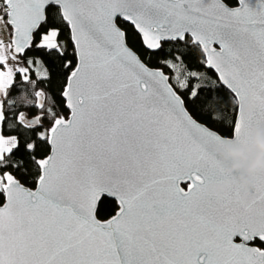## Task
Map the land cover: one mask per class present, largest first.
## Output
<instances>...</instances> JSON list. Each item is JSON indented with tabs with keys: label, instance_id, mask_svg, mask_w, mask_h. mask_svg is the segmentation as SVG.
I'll return each mask as SVG.
<instances>
[{
	"label": "snow or ice",
	"instance_id": "1",
	"mask_svg": "<svg viewBox=\"0 0 264 264\" xmlns=\"http://www.w3.org/2000/svg\"><path fill=\"white\" fill-rule=\"evenodd\" d=\"M254 128L264 0H0V264H264Z\"/></svg>",
	"mask_w": 264,
	"mask_h": 264
},
{
	"label": "clouds",
	"instance_id": "2",
	"mask_svg": "<svg viewBox=\"0 0 264 264\" xmlns=\"http://www.w3.org/2000/svg\"><path fill=\"white\" fill-rule=\"evenodd\" d=\"M228 157L242 161L241 163L233 164L229 171H238L243 169L248 177L258 172H264V133L258 132L254 138L253 148L250 151H245L241 148H229ZM248 177H240L239 183L241 184L244 195L241 197L242 203L248 200L247 193L251 190L253 181ZM230 183L221 185L212 184L208 186V192L215 194L217 197L222 196L231 189Z\"/></svg>",
	"mask_w": 264,
	"mask_h": 264
},
{
	"label": "water",
	"instance_id": "3",
	"mask_svg": "<svg viewBox=\"0 0 264 264\" xmlns=\"http://www.w3.org/2000/svg\"><path fill=\"white\" fill-rule=\"evenodd\" d=\"M258 132L264 133V128H254V129L252 130V132L250 133V137H249V139H250V143H249V146H248L247 148H245V147H243V146H239V145H232V146H228V147H226V148L220 149V151H221V153H222V155H223L225 161L230 160V159H233V158L227 156V153H228V149H229V148H241V149H244L246 152L252 150V148H253V143H254V138L256 137V135H257ZM235 160H237V159H235ZM239 161H240V160H239ZM241 162H242V161H240V163H241ZM235 164H236V163H235ZM232 165H233V164H232ZM232 165H230V168L232 167ZM241 170H243V169H241ZM238 171H240V170H238Z\"/></svg>",
	"mask_w": 264,
	"mask_h": 264
},
{
	"label": "trees",
	"instance_id": "4",
	"mask_svg": "<svg viewBox=\"0 0 264 264\" xmlns=\"http://www.w3.org/2000/svg\"><path fill=\"white\" fill-rule=\"evenodd\" d=\"M218 96L224 95L223 93H216Z\"/></svg>",
	"mask_w": 264,
	"mask_h": 264
}]
</instances>
